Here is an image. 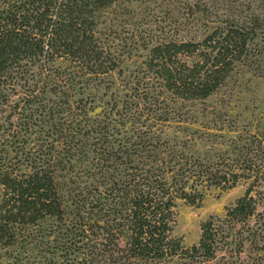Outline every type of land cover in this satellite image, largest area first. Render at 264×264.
I'll use <instances>...</instances> for the list:
<instances>
[{"label":"trees","instance_id":"trees-1","mask_svg":"<svg viewBox=\"0 0 264 264\" xmlns=\"http://www.w3.org/2000/svg\"><path fill=\"white\" fill-rule=\"evenodd\" d=\"M132 1L0 0V113L9 112L0 123V261L264 264V147L205 160L159 147L142 121L167 118L168 100L209 97L237 65L264 58V15H229L201 39L139 37L148 53L124 110L115 103L92 116L90 89L123 53L109 45L112 24L98 26L108 8ZM17 86L24 93L13 101ZM114 109L143 122L124 144L112 137ZM33 126L46 131L36 143ZM241 179L244 194L201 223L196 244L174 235L178 198L200 204L205 187Z\"/></svg>","mask_w":264,"mask_h":264},{"label":"rangeland","instance_id":"rangeland-1","mask_svg":"<svg viewBox=\"0 0 264 264\" xmlns=\"http://www.w3.org/2000/svg\"><path fill=\"white\" fill-rule=\"evenodd\" d=\"M248 10L264 15V0H136L108 8L103 18L106 21L98 28L106 30L112 24V30L118 37H109V45L112 49L116 47L118 56L123 53L119 57V67L90 89V98L93 99L86 103L88 109L91 107L89 113L103 116L104 109L115 103L118 109L124 110L123 101L129 99L126 94L134 85L135 76L143 73L148 53L139 37L143 36L149 44L157 34L201 39L206 32L222 24L223 18L229 15L243 17ZM206 11L210 13L206 14ZM15 89L18 93L11 97L13 101L24 93L19 86ZM167 103V118L154 120L142 116V121L152 123L154 142L158 141L159 147H179L187 154L205 160L218 156L233 157L236 147H264V58L260 56L248 64L237 65L220 88L205 99L176 98ZM8 113H0V123H6ZM137 115V112H129L121 118L114 109L112 117L116 128L113 139L124 144L143 123L134 122ZM28 132L30 141L36 143L46 131L33 126ZM47 140L50 142V138ZM247 185L241 179L227 189L205 187L200 204L178 198L174 235L180 237L186 246L196 244L201 234V223L210 216H223L226 208L244 194ZM0 264H5L3 259Z\"/></svg>","mask_w":264,"mask_h":264}]
</instances>
